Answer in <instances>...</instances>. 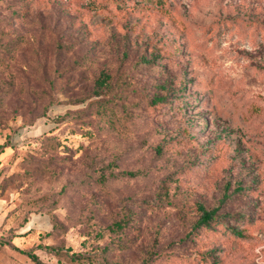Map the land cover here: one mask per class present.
I'll list each match as a JSON object with an SVG mask.
<instances>
[{"label":"rangeland","instance_id":"rangeland-1","mask_svg":"<svg viewBox=\"0 0 264 264\" xmlns=\"http://www.w3.org/2000/svg\"><path fill=\"white\" fill-rule=\"evenodd\" d=\"M0 204V264H264V0H0Z\"/></svg>","mask_w":264,"mask_h":264},{"label":"trees","instance_id":"trees-1","mask_svg":"<svg viewBox=\"0 0 264 264\" xmlns=\"http://www.w3.org/2000/svg\"><path fill=\"white\" fill-rule=\"evenodd\" d=\"M108 75H105L101 79H97L95 82V85L97 87H102L106 84V81L108 80ZM155 101L158 100V98L153 99ZM219 212V206H215L213 208H207L204 205H199V216L196 219L194 223H192L190 230L188 232L189 235L196 232L200 229H207L209 228L213 223H218L224 221L227 217H230L231 215L229 213H218ZM234 230V229H232ZM49 252L54 253L56 255H62L61 251L59 249H56L55 251L51 248H48ZM35 264H48L43 262L41 259L38 258V256L33 253L32 251H25L24 252ZM86 257H90V253L81 254V253H70L69 258L71 259H79L83 260ZM146 264V263H145Z\"/></svg>","mask_w":264,"mask_h":264},{"label":"crops","instance_id":"crops-1","mask_svg":"<svg viewBox=\"0 0 264 264\" xmlns=\"http://www.w3.org/2000/svg\"><path fill=\"white\" fill-rule=\"evenodd\" d=\"M2 208H3V206L0 204V211H1Z\"/></svg>","mask_w":264,"mask_h":264}]
</instances>
